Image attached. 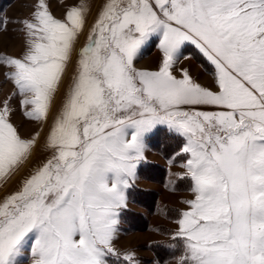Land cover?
I'll return each instance as SVG.
<instances>
[{
    "label": "snow or ice",
    "instance_id": "1",
    "mask_svg": "<svg viewBox=\"0 0 264 264\" xmlns=\"http://www.w3.org/2000/svg\"><path fill=\"white\" fill-rule=\"evenodd\" d=\"M87 5L56 18L38 0L24 25L27 51L0 57L26 117L46 121L73 54L78 71L45 146L51 156L0 201V264H109L126 189L160 125L181 137L195 199L178 221L179 264H264V0H105L85 46ZM7 20L0 17V27ZM158 38V70L135 58ZM191 44L217 90L173 69ZM187 58V57H184ZM212 109V110H204ZM0 107V180L39 143ZM135 264L132 254L123 257Z\"/></svg>",
    "mask_w": 264,
    "mask_h": 264
},
{
    "label": "rangeland",
    "instance_id": "2",
    "mask_svg": "<svg viewBox=\"0 0 264 264\" xmlns=\"http://www.w3.org/2000/svg\"><path fill=\"white\" fill-rule=\"evenodd\" d=\"M37 2L38 0L0 2V17L7 20V23L0 27V57L21 58L25 54L27 51L26 37L22 30L24 25L20 21L31 18ZM47 3L52 14L61 20L64 19L67 11L72 7L85 4L90 9L87 13V24L84 32L79 37V42L76 45L78 52L87 43V37L98 19V14L102 10L105 0H47ZM158 43V38L152 37L142 47L140 54L134 60L137 69L158 70L161 61ZM77 62L78 55L74 53L46 121H36L25 116L24 108L20 103L21 97L14 95L16 87L8 79L7 74L13 69L0 63V107H3L5 101L9 102L13 110L11 122L17 128L21 137L30 139L39 134L38 146L28 162L11 178L6 181L0 180V201L19 190L24 179L50 158L51 150L46 148L45 140L49 134L53 118L61 110L70 84L77 74ZM181 69H186L193 80L201 86L214 91L217 90L213 66L191 44L184 46L182 57L173 69V75L180 78ZM162 128L166 130H162ZM166 131L170 132L166 126L160 125L144 137V159L137 164L136 176L130 182V187L126 189V206L120 209L118 232L114 241V248L117 252L119 251L120 259L114 256L109 257V264H127L123 259L124 254H132L135 264H179L178 257L183 252V238L176 236V233L180 231L178 221L182 219L183 212L190 210V204L187 201L194 200L196 194L191 190L194 182L191 180L185 166L190 156L181 152L184 141L173 140L172 143H168L167 148L169 150L167 153L169 155L167 156L161 151L166 150V144L163 143V140L157 139L164 137ZM164 144L165 146H163ZM149 165H154L155 168H149ZM141 168L149 169L147 172L142 171V173ZM162 168L163 170H161ZM132 188L146 191L141 195L147 204H140L131 196L129 191ZM128 209L133 214H127L126 218H121V215ZM131 217L132 220L134 219L133 224H136V227L127 224V219L131 222ZM31 243L30 240L26 245L24 264H31V260L27 256V249ZM163 243L170 245L175 250L173 249L174 254L170 255L169 258L161 261L152 247L155 244ZM129 244V248L122 249L123 246Z\"/></svg>",
    "mask_w": 264,
    "mask_h": 264
},
{
    "label": "trees",
    "instance_id": "3",
    "mask_svg": "<svg viewBox=\"0 0 264 264\" xmlns=\"http://www.w3.org/2000/svg\"><path fill=\"white\" fill-rule=\"evenodd\" d=\"M1 1H5L8 3L10 0H0V2ZM162 130H166V129L162 128ZM160 139L163 140V143L166 144V147H165L166 150H161L163 152V154L166 156L169 155L167 153V151L169 150V148H167L168 143L169 144L172 143L171 141H173V140H181V142L183 141V139L181 137H178L177 135L172 134L171 132H167V131H166V134L164 135V137H159L157 140H160ZM168 140H170V141H168ZM165 144L163 146H165ZM165 148L163 147V149H165ZM148 167L149 168H155L154 165H149ZM149 168H145V169L141 168L140 171L141 172L142 171L147 172V170ZM157 169H159V168L157 167ZM161 170H163V168ZM146 175L148 176V174H146ZM129 192H130L131 196H133L137 202H140V204H143V205L147 204L144 197H142V195H141L142 193H145L146 191H144L142 189H138V188H132ZM147 193H150V192H147ZM125 212H126V214L124 215ZM125 212L121 215V218H123V219L126 218L127 214L128 215L133 214V212L129 209L125 210ZM127 220H128L127 224L131 225L132 227L133 226L136 227V224L135 225L133 224L134 219L132 220V217L130 219L131 222H129V219H127ZM152 248H153V251L156 253L157 257L159 258V260H161V261L165 260L166 258H169L170 255L174 254L173 251L175 250L174 248H173L174 249L173 250L170 247V245H165L164 243L163 244H155V245H153Z\"/></svg>",
    "mask_w": 264,
    "mask_h": 264
},
{
    "label": "crops",
    "instance_id": "4",
    "mask_svg": "<svg viewBox=\"0 0 264 264\" xmlns=\"http://www.w3.org/2000/svg\"><path fill=\"white\" fill-rule=\"evenodd\" d=\"M121 232H122V231H121ZM123 236H124V234H123ZM125 236H127V235H125ZM129 246H130V244H129V245H125V246H123L122 249H123V250H124V249H127V248H129ZM118 252H119V251H118ZM124 255H125V254H124ZM124 255H123V256H124Z\"/></svg>",
    "mask_w": 264,
    "mask_h": 264
}]
</instances>
